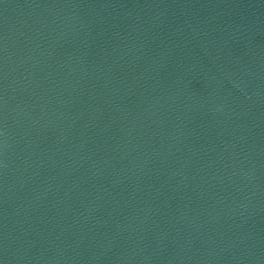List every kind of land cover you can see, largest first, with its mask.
I'll use <instances>...</instances> for the list:
<instances>
[{"label":"water","instance_id":"1","mask_svg":"<svg viewBox=\"0 0 264 264\" xmlns=\"http://www.w3.org/2000/svg\"><path fill=\"white\" fill-rule=\"evenodd\" d=\"M0 264H264V0H0Z\"/></svg>","mask_w":264,"mask_h":264}]
</instances>
